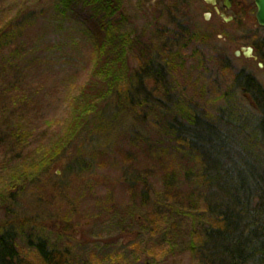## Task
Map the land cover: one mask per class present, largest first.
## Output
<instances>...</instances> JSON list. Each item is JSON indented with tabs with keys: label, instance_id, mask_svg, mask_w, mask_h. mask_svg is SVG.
Returning a JSON list of instances; mask_svg holds the SVG:
<instances>
[{
	"label": "rangeland",
	"instance_id": "374dc122",
	"mask_svg": "<svg viewBox=\"0 0 264 264\" xmlns=\"http://www.w3.org/2000/svg\"><path fill=\"white\" fill-rule=\"evenodd\" d=\"M121 1L110 34L142 43L120 55L124 92L149 56L142 46L174 58L175 97L209 113L224 105L223 95L240 71L252 72L264 85V27L257 9L249 8L254 0H243L249 9L241 14L240 29L225 28L222 37L220 30L211 31L219 15L206 21L203 0L178 3V9L170 0ZM60 2L0 0V29L12 20L21 25L19 37L0 47V124L7 139L0 145V227L44 228L52 244L81 264H201V252L191 244L203 220L187 201L184 206L175 200L170 192L177 190L165 180L171 173V186L186 196L197 186L195 176L189 183L195 174L187 169L198 163L184 161L173 145L170 154L161 153L158 141L170 143L161 116L139 117L102 92L99 50L87 29L91 22L86 13L64 15ZM179 23L185 24L183 33ZM248 47L254 48L253 58L243 53ZM232 91L241 109L256 112L251 93ZM91 98L97 99L94 105ZM14 133L20 142L12 140ZM57 142L61 149L55 153ZM20 143L24 150L14 151ZM17 158L32 167L27 179ZM24 241L21 235L18 243ZM21 247L30 251L29 259L37 257L34 248Z\"/></svg>",
	"mask_w": 264,
	"mask_h": 264
},
{
	"label": "trees",
	"instance_id": "16d2710c",
	"mask_svg": "<svg viewBox=\"0 0 264 264\" xmlns=\"http://www.w3.org/2000/svg\"><path fill=\"white\" fill-rule=\"evenodd\" d=\"M60 1L61 13H86L85 18L91 22L87 29L99 50L102 92L113 94L120 103H126L127 108L137 111L138 116L142 113L161 116L166 125L165 136L170 141H158L163 148L161 153L170 154L173 145L184 161L193 159L198 163L196 166L200 169L196 166L187 169L188 175L195 174L189 183H193L195 176L197 188L188 191L186 196H181L179 187L171 186V173L165 180L167 188L177 190L176 194L172 193L174 189L170 192L175 200L184 206L186 202L183 201H187L194 217L203 220L196 230L197 222L194 225L198 232L191 244L201 252V264H264V85L252 72L240 71L233 88L223 95L224 105L209 113L201 105L175 97L176 91L170 83L174 58L169 55L161 58L160 51L148 53L150 48L142 46L140 51L149 56L133 73L134 82L124 92L118 79L117 67L123 66L120 55L131 44L142 43L110 34L114 31L113 16L121 8L122 1ZM177 28L180 33L184 32L183 26ZM19 32L21 25L16 20L1 28L0 47L13 43ZM111 55L115 57L112 59ZM237 87L251 93L257 105L256 112H246L239 107V99L232 94ZM159 93L165 100L158 96ZM94 102L97 99L91 98L90 104ZM3 130L0 124V145L7 140ZM12 137V140L21 141L15 133ZM20 147L14 151H22L26 146L20 143ZM60 149L57 142L55 153ZM50 159L47 161H52ZM18 161L23 165L22 176L27 179L32 167L26 169L24 166L28 162ZM199 198L203 201L201 206L197 203ZM30 226L29 230H23L20 225H1L0 264H81L66 248L52 244L44 228L32 223ZM21 235L25 237L24 244L18 243ZM21 246L27 251L34 248L37 257L29 259L30 251L25 253Z\"/></svg>",
	"mask_w": 264,
	"mask_h": 264
},
{
	"label": "flooded vegetation",
	"instance_id": "af4514ba",
	"mask_svg": "<svg viewBox=\"0 0 264 264\" xmlns=\"http://www.w3.org/2000/svg\"><path fill=\"white\" fill-rule=\"evenodd\" d=\"M157 0H151V2H156ZM173 4L175 9H178V6L181 5V2L183 4L189 5V4H194L197 5L199 4L200 0H170ZM204 4L209 7V10L205 12V20L206 21H211V17L214 16V12L219 15L220 17V22L216 28L211 27L212 33H215V30H220L221 31V37L223 36V30L225 28H232L233 30L240 29V26L243 23V20L241 18L242 13L248 12L247 10L249 8L252 9V7H255L257 9L256 2L254 0L255 6H250L249 8L245 6L243 0H203ZM179 3V5H178ZM254 5V4H253ZM209 15V16H208ZM256 16V13H255ZM179 25H185L183 23H179ZM184 28V26H183ZM254 51V48H253ZM243 53L247 57H252L253 58V52L251 54H247L246 51H243ZM237 54V51H236Z\"/></svg>",
	"mask_w": 264,
	"mask_h": 264
},
{
	"label": "water",
	"instance_id": "95a60500",
	"mask_svg": "<svg viewBox=\"0 0 264 264\" xmlns=\"http://www.w3.org/2000/svg\"><path fill=\"white\" fill-rule=\"evenodd\" d=\"M255 1L257 5L256 17H257L258 23L264 27V0H255ZM252 50H253L252 47H250L248 53H251Z\"/></svg>",
	"mask_w": 264,
	"mask_h": 264
}]
</instances>
